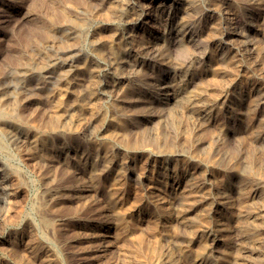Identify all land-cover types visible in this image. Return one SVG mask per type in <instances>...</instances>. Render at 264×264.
<instances>
[{
  "label": "rangeland",
  "instance_id": "374dc122",
  "mask_svg": "<svg viewBox=\"0 0 264 264\" xmlns=\"http://www.w3.org/2000/svg\"><path fill=\"white\" fill-rule=\"evenodd\" d=\"M0 143V264H264V0H0Z\"/></svg>",
  "mask_w": 264,
  "mask_h": 264
},
{
  "label": "bare ground",
  "instance_id": "6f19581e",
  "mask_svg": "<svg viewBox=\"0 0 264 264\" xmlns=\"http://www.w3.org/2000/svg\"><path fill=\"white\" fill-rule=\"evenodd\" d=\"M172 1V0H171ZM250 1V0H249ZM132 2V1H131ZM91 3V2H90ZM69 4V3H68ZM109 4V3H108ZM67 5V4H66ZM138 5V4H137ZM144 5V4H143ZM148 5V4H147ZM99 7V6H98ZM141 7V5H138L137 6V8L136 9H141L140 8ZM75 8V7H74ZM214 8V7H213ZM216 8V7H215ZM96 9V8H95ZM61 10V9H60ZM188 10V9H187ZM84 11V10H83ZM132 11V10H131ZM57 12V11H56ZM103 12V11H102ZM107 12V11H106ZM187 12V11H186ZM85 13V12H84ZM128 13H130V11L128 12ZM190 13V12H189ZM59 14V13H58ZM98 14V13H97ZM162 14V13H161ZM51 14H49V16H50ZM134 15V14H133ZM155 15V14H154ZM102 16H103V14H102ZM68 17V16H67ZM125 17V16H124ZM130 17V16H129ZM150 17L149 15H146V16H144V17H138V18H136V20H134L133 21V23H132V25H133V27L135 28V29H139V28H142L143 26H145L146 25V23H147V19ZM158 17H160V14H159V16ZM74 18V17H73ZM98 18V17H97ZM100 18V17H99ZM98 18V19H99ZM50 19V18H49ZM132 19H134V18H132ZM155 20V19H154ZM180 20V19H179ZM72 21V20H71ZM80 21V20H79ZM124 21V20H123ZM149 21V20H148ZM119 22H121V21H119ZM75 23V22H74ZM130 23H131V21H130ZM165 24V23H164ZM209 25V24H208ZM158 26V25H157ZM163 27H164V25H163ZM185 27V24L183 23H175V24H168V25H166L165 26V28H167V29H173V30H175V31H177V32H179L180 30H182L183 28ZM155 29V28H154ZM162 29H164V28H162ZM188 30V29H187ZM47 32H48V30H46ZM165 31V30H164ZM45 32V31H44ZM233 32V31H232ZM46 33V32H45ZM114 33V32H113ZM83 34V33H82ZM81 34V35H82ZM128 34V33H127ZM183 34H185V33H183ZM193 35V34H192ZM182 36V35H181ZM183 36H185V35H183ZM49 37V36H48ZM51 37V36H50ZM105 37H106V35H105ZM165 37V36H164ZM167 37V36H166ZM222 37V36H221ZM52 38H54V37H52ZM110 38V37H109ZM132 38V37H131ZM58 39V38H57ZM121 39V38H120ZM183 39V38H182ZM241 39V38H240ZM239 39V40H240ZM248 39V38H247ZM60 40V39H59ZM150 40V39H149ZM199 40V39H198ZM60 41H62V40H60ZM105 41H107L106 39H105ZM137 41H138V39H137ZM179 41V40H178ZM183 41H184V39H183ZM197 41V40H196ZM72 42V41H71ZM181 42V41H180ZM45 43V42H44ZM58 43V42H57ZM133 43V42H132ZM135 43V42H134ZM155 43V42H154ZM163 43V42H162ZM236 43V42H235ZM50 45V44H49ZM137 45V44H136ZM152 45H153V43H152ZM162 45H164V44H162ZM167 45V44H166ZM165 45V46H166ZM199 45V44H198ZM58 46H59V43H58ZM107 46V45H106ZM145 46V45H144ZM154 46V45H153ZM175 46V45H174ZM45 47V46H44ZM57 47V46H56ZM158 47H159V45H158ZM157 47V48H158ZM182 47V46H181ZM46 48V47H45ZM134 48H136V47H134ZM133 48V49H134ZM150 48V47H149ZM157 48H155V50L157 49ZM160 48V47H159ZM176 48V47H175ZM56 49V48H55ZM54 49V50H55ZM124 49V48H123ZM139 49V48H138ZM151 49V48H150ZM136 49H134L133 51H135ZM145 50V49H144ZM201 50V49H200ZM57 51V50H56ZM130 51H132V50H130ZM138 51V50H137ZM151 51V50H150ZM95 52V51H94ZM139 52V51H138ZM142 52V51H141ZM174 52V51H173ZM80 53V52H79ZM146 53V52H145ZM149 53V52H148ZM147 53V54H148ZM155 53V52H154ZM171 53V52H170ZM200 53V52H199ZM109 54V53H108ZM121 54V53H120ZM136 54V53H135ZM138 54V53H137ZM157 55V54H156ZM49 56V55H48ZM145 56V55H144ZM173 56V55H172ZM176 56V55H175ZM174 56V57H175ZM198 56V55H197ZM40 57V56H39ZM53 57V56H52ZM66 57H68V56H66ZM150 57H152V55L150 54ZM155 57V56H154ZM173 57V58H174ZM122 58V57H121ZM66 59V58H65ZM115 59H117V58H115ZM123 59V58H122ZM125 59V58H124ZM180 59V58H179ZM188 59V58H187ZM217 59V58H216ZM181 60V59H180ZM115 61V60H114ZM118 61V60H117ZM125 61V60H124ZM194 61V60H193ZM35 62V61H34ZM54 62V61H53ZM184 62V61H183ZM187 62V61H186ZM185 62V63H186ZM28 63V62H27ZM165 63V62H164ZM115 64V63H114ZM128 64V63H127ZM166 64V63H165ZM184 64V63H183ZM217 64V63H216ZM36 65V64H35ZM223 65V64H222ZM37 66V65H36ZM42 66V65H41ZM89 66V65H88ZM117 66H118V64H117ZM120 66V65H119ZM124 66V65H123ZM45 67V66H44ZM132 67V66H131ZM174 68V67H173ZM35 69V68H34ZM40 69V68H39ZM120 69V68H119ZM118 69V70H119ZM130 69V68H129ZM138 69H140V68H138ZM230 70V69H229ZM111 71V70H110ZM124 71V70H123ZM62 72H63V70H62ZM28 73H29V71H28ZM57 74H58V72H57ZM45 76V75H44ZM57 76V75H56ZM56 78V77H55ZM205 79V78H204ZM219 79V78H218ZM96 80V79H95ZM165 80V79H164ZM39 81V80H38ZM53 81V80H52ZM200 81V80H199ZM36 82V81H35ZM57 83V82H56ZM86 84V83H85ZM152 84V83H151ZM160 84L161 85H165V82H162V81H160ZM222 84V83H221ZM157 85V84H156ZM171 85H172V82H171ZM223 85V84H222ZM230 85V84H229ZM92 86V85H91ZM120 86H122V85H120ZM26 87V86H25ZM75 87V86H74ZM54 88V87H53ZM85 88V87H84ZM195 88V87H194ZM30 89V88H29ZM86 89V88H85ZM191 89V88H190ZM35 90V89H34ZM196 90V89H195ZM24 91V90H23ZM27 91V90H26ZM25 91V92H26ZM109 91H110V89H109ZM119 91V90H118ZM170 91V90H169ZM34 92V91H33ZM171 92V91H170ZM197 92H198V89H197ZM110 93V92H109ZM116 93V92H115ZM169 93V92H168ZM236 93V92H235ZM259 93H261V92H259ZM160 94H164V93H160ZM171 94V93H170ZM174 94H183V93H174ZM6 95V94H5ZM29 95V94H28ZM46 95V94H45ZM186 95V94H185ZM258 95H260V94H258ZM24 96V95H23ZM172 96V95H171ZM22 97V96H21ZM182 97V96H181ZM57 98V97H56ZM139 98V97H138ZM10 99V98H9ZM51 99V98H50ZM120 99V98H119ZM127 99V98H126ZM141 99V98H140ZM177 99H179V98H177ZM101 100V99H100ZM174 100H175V98H174ZM173 100V101H174ZM10 101V100H9ZM11 103V102H10ZM80 103V102H79ZM83 103V102H82ZM115 103V102H114ZM203 103V102H202ZM201 103V104H202ZM92 104V103H91ZM11 106V105H10ZM168 107V106H167ZM53 108V107H52ZM129 108V107H128ZM168 109V108H167ZM177 109V108H176ZM181 109V108H180ZM6 110V109H5ZM73 110V109H72ZM136 110V109H135ZM143 110V109H142ZM141 110V111H142ZM71 111V110H70ZM244 111V110H243ZM60 112V111H59ZM106 112V111H105ZM111 112V111H110ZM125 112V111H124ZM140 112V111H139ZM62 113V112H61ZM59 114V113H58ZM106 114V113H105ZM64 115V114H63ZM65 115H66V113H65ZM70 115V114H69ZM113 115V114H112ZM51 116H53V114L51 115ZM115 116V115H114ZM3 118V117H2ZM71 118H72V116H71ZM208 118V117H207ZM175 119V118H174ZM97 120H99V119H97ZM67 121V120H66ZM65 122V121H64ZM63 122V123H64ZM99 122V121H98ZM203 122V121H202ZM49 123V122H48ZM67 123V122H66ZM96 123V122H95ZM120 123V122H119ZM60 125H61V123H60ZM145 125V124H144ZM53 127H55V126H53ZM52 127V128H53ZM127 127V126H126ZM59 128H61V127H59ZM64 128V127H63ZM147 128V127H146ZM110 129V128H109ZM206 129V128H205ZM130 131V130H129ZM138 131V130H137ZM183 131V130H182ZM29 134V133H28ZM81 134V133H80ZM185 134V133H184ZM111 135V134H110ZM109 135V136H110ZM116 135V134H115ZM118 135V134H117ZM130 135V134H129ZM223 135V134H222ZM4 138V137H3ZM88 138H89V136H88ZM114 138V137H113ZM151 138V137H150ZM122 140V139H121ZM131 140V139H130ZM129 140V141H130ZM154 140V139H153ZM14 141V140H13ZM132 141H134V140H132ZM139 141V140H138ZM224 141H225V139H224ZM121 142V141H120ZM135 142V141H134ZM133 142V143H134ZM149 142V141H148ZM226 143H227V141H226ZM1 144V143H0ZM123 144V143H122ZM140 144V143H139ZM106 145H108V144H106ZM130 145V144H129ZM153 145H154V143H153ZM170 145V144H169ZM0 146H2V145H0ZM198 146V145H197ZM109 147V146H108ZM182 147V146H181ZM185 147V146H184ZM196 147V146H195ZM2 148V147H1ZM50 148V147H49ZM3 149V148H2ZM3 151V150H2ZM33 151V150H32ZM129 151V150H128ZM168 151V150H167ZM5 152V151H4ZM40 153V152H39ZM47 157V156H46ZM52 157H53V155H52ZM22 159V158H21ZM50 159V158H49ZM218 161V160H217ZM44 162V161H43ZM241 164V163H240ZM48 165V164H47ZM62 165V164H61ZM52 166V165H51ZM182 166V165H181ZM15 167V166H14ZM233 167H235V166H233ZM245 167V166H244ZM255 167V166H254ZM16 168V167H15ZM72 168V167H71ZM242 169V168H241ZM66 170V169H65ZM67 171V170H66ZM241 171V170H240ZM251 171V170H250ZM65 173V172H64ZM73 173V172H72ZM258 173V172H257ZM19 177V176H18ZM2 178V177H1ZM5 178V177H4ZM21 178H22V176H21ZM117 178V177H116ZM16 181V180H15ZM0 183H5V180H1L0 179ZM5 185V184H4ZM25 186V185H24ZM152 187V186H151ZM3 189V188H2ZM163 189V188H162ZM161 189V190H162ZM5 190V189H4ZM10 192V191H9ZM238 193V192H237ZM178 194V193H177ZM161 196V195H160ZM4 196H2V198H3ZM79 197H80V195H79ZM176 197V196H175ZM172 198V197H171ZM51 199V198H50ZM174 199H177V198H174ZM178 200V199H177ZM176 200V201H177ZM160 201V200H159ZM172 201V200H171ZM233 201V200H232ZM38 202V201H37ZM182 202V201H181ZM254 202V201H253ZM260 202V201H259ZM158 203V202H157ZM236 204V203H235ZM160 205V204H159ZM175 206V205H174ZM208 206V205H207ZM199 212V211H198ZM195 213V212H194ZM220 213V212H219ZM233 213H235V212H233ZM244 214V213H243ZM184 218V217H183ZM193 219V218H192ZM241 220V219H240ZM235 222V221H234ZM244 222V221H243ZM161 223V222H160ZM249 225V224H248ZM227 225H225V227H226ZM180 228V227H179ZM223 228V227H222ZM221 228V229H222ZM230 228V227H229ZM237 228V227H236ZM54 229V228H53ZM182 230V229H181ZM221 231V230H220ZM233 231V230H232ZM237 235V234H236ZM54 237V236H53ZM238 237V236H237ZM223 238V237H222ZM257 238V237H256ZM9 239V238H8ZM13 240V239H12ZM252 240V239H251ZM258 241V240H257ZM15 244V243H14ZM261 244V243H260ZM202 245V244H201ZM200 245V246H201ZM209 246V245H208ZM222 252V251H221ZM233 252V251H232ZM204 253V252H203ZM209 253V252H208ZM239 253V252H238ZM47 254V253H46ZM153 254V253H152ZM204 255H206V254H204ZM203 255V256H204ZM233 255V254H232ZM203 256H201V257H203ZM241 256V255H240ZM159 257V256H158ZM216 257V256H215ZM218 257V256H217ZM249 257V256H248ZM54 258V257H53ZM170 258V257H169ZM198 258V257H197ZM152 259V258H151ZM168 259V258H167ZM60 260V259H59ZM199 260V259H198ZM202 260V259H201ZM196 261V260H195ZM155 262H157V260L155 261ZM203 262H204V260H203ZM199 263V262H198ZM22 264V263H21ZM172 264V263H171ZM174 264V263H173Z\"/></svg>",
  "mask_w": 264,
  "mask_h": 264
}]
</instances>
